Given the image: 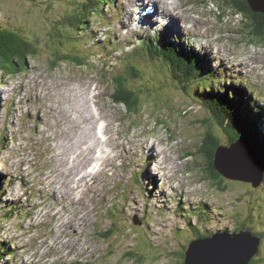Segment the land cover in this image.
Instances as JSON below:
<instances>
[{
  "label": "rangeland",
  "instance_id": "1",
  "mask_svg": "<svg viewBox=\"0 0 264 264\" xmlns=\"http://www.w3.org/2000/svg\"><path fill=\"white\" fill-rule=\"evenodd\" d=\"M80 1L0 0V29L17 27V30L26 32V36H37L39 43L47 42L49 35L53 33L55 43H60L61 39L56 34L59 32L58 28L64 24L61 17L67 12L75 11L73 8ZM160 1L162 0H148L149 4L166 8V4H160ZM202 1L209 6L200 4V0H179L176 13L182 12L177 15L183 19L175 23V28L186 27L188 30L190 19L213 26L214 32L210 35L213 50L208 48L205 51L207 57L212 59L208 63L211 70L218 73L217 69L221 71L228 65L246 64L248 60L249 64H253L256 57L264 58L263 46H248L237 34L243 19L237 17L240 15L231 11L223 14L212 1ZM52 2L55 6L50 9L48 7ZM128 3L129 0H116L111 6L104 4L102 14L98 10L88 19L91 32L83 30L84 26L78 33L71 31L70 34L80 49L87 47L89 43H111L116 54L126 50L130 52V48L125 47L129 43L124 44L128 37L121 34L130 18L127 15ZM116 4L122 6V9L118 6L117 10L112 9ZM159 16H163L162 13ZM157 18L152 17L157 25L156 29L169 31V26H158L161 21ZM199 27L197 26L198 31L188 30V33L195 31L198 36ZM40 32L42 34H38ZM132 35L128 34L129 37ZM173 40L175 41V37ZM258 43L262 42L259 40ZM194 45L200 49L199 40ZM53 48L57 50L61 45H54ZM84 52L93 63L92 68L85 63V66L72 61L63 63L66 59L63 57L65 52L60 50L63 54L61 64L57 53L37 58L30 55L25 61V71L19 74L0 73V188L12 198L0 200V227L3 229L0 230V244L8 247V254L2 264H178L176 256L183 255L187 244L197 236L195 231L189 232L190 228L187 226L184 230H179L175 222H194L196 218H200V236H203L200 238L208 237L206 232L230 233L237 231L239 227L257 234L261 238V249L257 257H264V182L254 189L250 184L226 180L229 182L224 183L227 188H221V185L213 183L215 180L207 179L206 170L200 172L204 165L190 151L200 144V130L203 127L201 120L208 116V109L203 102L202 105L195 104L188 97V91L185 93L177 89L178 86L173 82H168V85L154 84L155 86L142 94L144 103L146 100L151 102L145 103L146 106L139 103L133 110L143 116L135 118L134 111L133 116L129 115L123 105H114L111 102L110 94L119 87L121 81L113 89L110 78L112 69L107 66L109 62L101 63V58L96 59L92 55L94 53ZM121 55L113 56L111 63L115 65L113 67L116 74L125 77L126 67L124 60L120 61ZM162 70L164 69L161 68L160 71ZM260 73L263 75L261 79L264 87V69ZM227 76L232 77V73L227 72ZM141 83L146 84V80L136 81L135 85ZM59 86L64 89L72 87L91 91L92 95L93 91L100 94V115H104L106 123L110 124L103 129L104 139L100 133L102 125L96 124L95 133L104 142L111 133L115 139L112 143H119L108 155L109 164L105 169L101 162L98 163L97 170L102 168L103 173L95 175L93 171H88L89 167H94L91 163L80 168L83 172H92L94 176L87 178L80 189L94 186L96 189L86 192L72 204L69 197L61 200L53 194L56 185L67 181L57 177L58 182L55 183L51 178L52 175H59V169L64 167L68 156L66 153L67 156L57 158L56 154L72 142L74 136L68 135L73 125L69 124L70 119L63 116L62 110L71 107L69 101L75 100L76 95L60 92ZM221 91L224 88L221 87ZM48 93L50 96H47ZM235 94L238 98L240 95L247 96L256 108L259 123L262 125L263 89L260 88L252 94H246L245 90L231 91L232 98ZM218 97L225 96L215 98ZM56 101L66 105L56 107L55 110ZM205 102L208 100L205 99ZM48 103L54 108L53 118L49 113ZM95 105L93 108L96 113L99 110ZM178 106L182 107L183 114L186 113L185 117L177 112ZM59 118V124L65 125L64 128L67 129V136L62 135L57 127L56 119ZM87 125V122L81 121L82 127ZM216 129L212 133L219 136ZM58 145L60 148H57ZM148 145L155 146L160 152L158 159L151 158L146 152L153 150ZM218 150V162L228 173L241 168L242 173L246 174L248 171L245 164L247 166L248 161L255 158L248 147L239 143L228 148L220 147ZM188 153L192 156L184 159L187 163L181 167L178 161ZM93 156L96 159L101 157L98 151ZM172 158L175 161L172 162ZM144 164L148 169L147 180L144 179ZM72 165L70 161V167ZM193 167L195 171L192 170ZM189 169L192 171L190 174L184 173ZM60 170L64 172L63 168ZM65 171L69 172V166ZM78 174L79 171L72 179L76 180ZM141 179H144L142 183L145 190L140 184ZM122 192L127 199L123 198ZM205 200L212 206V209L209 208L211 210H208V203L205 207ZM190 202L194 205L189 206ZM85 204L88 207L83 209ZM7 205L13 208L5 211L4 206ZM197 208H200V213L195 211ZM111 216L114 217V232H120L122 237L103 240L101 233L106 226H111ZM148 247L150 251H147ZM129 253H134V256L126 257Z\"/></svg>",
  "mask_w": 264,
  "mask_h": 264
},
{
  "label": "trees",
  "instance_id": "2",
  "mask_svg": "<svg viewBox=\"0 0 264 264\" xmlns=\"http://www.w3.org/2000/svg\"><path fill=\"white\" fill-rule=\"evenodd\" d=\"M104 1L81 0L77 3L78 5L74 6L73 9H75V11L72 10L67 12L62 17L60 16L64 23L62 25L63 27L60 26V28H58L59 32L56 34L59 35V38L61 39L59 40L60 43H55L56 39L53 33L49 35L47 42L39 43L37 36L34 37L30 34L26 36V32H23L20 29L17 30V27L15 29L2 27L0 29V73L13 74L16 73L17 70L18 73L25 71L27 66L25 61L30 55L32 58H37L41 55L48 56L51 53H57L60 56L59 59L62 60L63 54L60 53V50L65 52V55L63 56L66 57L65 62L72 61L79 64H83V62L85 63V60L80 58V55L76 54L81 49L74 41L73 35H71L70 32H77L79 29L82 30L83 26V30L86 31L87 29L91 32L92 28L88 27V19L93 13L102 8L101 6L103 5ZM109 1L112 4L115 0ZM211 1H214L221 11L223 10V14L224 12L231 11L233 14L241 15L243 18L241 21L242 28L239 26L240 29L238 33L241 36L242 41L248 44H257L258 46L261 45L264 47V17L262 15L252 13L244 0ZM32 2H35V0H32ZM37 4L38 2L35 3V5ZM54 6V3L52 2V5H49L48 8L51 9ZM38 34H42V32ZM259 40L262 43H258ZM63 41H65V43H62ZM145 43L149 44L146 48L148 53L151 52L153 48H155L154 58H151L150 55L141 48L145 45L143 43L140 44L139 51H135L133 55L140 53L142 56H145V59L151 64L152 67L150 68V75L146 74L133 60L128 58V56L131 54H122L120 61L124 60L125 62L124 65L126 69L124 73L127 76L122 77L121 74H116L114 67H112V70L110 71V78L113 87L121 81L119 87L113 91L112 97L114 102L123 103L125 105H133V103L137 101L140 93L142 94L143 92L150 90L151 87L155 86L154 84L168 85V82H173V84L178 86L177 89H181L185 93L188 91V94L190 93L193 96L191 93L192 90L194 91L195 97L197 95L200 96L199 91L194 86V84L197 85V83L200 82V62H196L194 60L192 53H189L187 59L179 60L178 55L173 50L170 51V55L168 56L166 55V51L160 52L158 46L154 45L158 43L156 40L148 39V41ZM54 45H61V48L55 50L53 48ZM110 57L111 55H109V58ZM171 59L175 61L174 64H171ZM161 64H164L165 66H162ZM110 66L113 65L110 64ZM161 68L164 69L162 72L160 71ZM154 71H158V73L156 72L155 74ZM143 80H146V84L141 85V83L139 85H135L136 81L140 82ZM212 95H214L212 92L208 94L210 97ZM224 96V98L218 97L210 99L209 104L207 103L208 105H206V107L208 109V116L201 120V126L203 127L200 126L202 129L200 130V144L196 146L194 150L191 149L190 151L192 155H194L195 159L200 158V164L204 165V169H201L200 172L206 170V172H208L207 179L215 180L216 182L213 183L221 185V188H227V186L225 187L224 183H229L226 181L228 179L218 176L213 170L214 159L220 147L228 148L235 142L242 141L244 144L250 146L253 151L255 150L254 153L258 157L259 163L263 166L262 181L264 182V132L261 130L260 126H258L257 122H255L256 116H252L254 122L251 121L249 115H252V113L250 110L246 109L247 107L244 106L242 101L240 102L238 100L236 101L229 99L226 94ZM227 99H229V101ZM247 113L249 115H247ZM214 128H218L216 130L218 131L219 136H217L215 133H212ZM248 128H250V133ZM189 154L190 153H188V155ZM196 162L198 161L196 160ZM192 170L195 171V168L193 167ZM135 184L138 183L136 182ZM140 184H142V179ZM129 192L132 191L129 190ZM122 196L124 199H127V196H124V193H122ZM1 199H12L9 197L8 193L2 189V187L0 188V200ZM117 200L119 201V199ZM178 207L181 208V206ZM12 208L13 207L10 205L4 206L5 211H9ZM195 211L200 213V208H197ZM6 215L7 214L5 213L4 216ZM112 216L109 219L111 226H106L104 232L101 233L103 240H108L111 237L118 239V237L122 235L120 232H114L115 228L113 229L112 227L114 217ZM196 223L198 226H200V218H196ZM240 228L241 227H239V229ZM232 232H234V230ZM195 233L197 238L203 237L200 236V230L195 231ZM206 233H208L210 236L213 234L212 232ZM226 233L228 232L226 231ZM146 246L147 245H145V247ZM7 251V245L0 244V258L4 256ZM147 251H150L149 247ZM133 254L134 253H129L126 255V257L132 258L134 256ZM176 259L178 264H183V255L180 254V256H176ZM249 264H264V257L254 258Z\"/></svg>",
  "mask_w": 264,
  "mask_h": 264
},
{
  "label": "bare ground",
  "instance_id": "3",
  "mask_svg": "<svg viewBox=\"0 0 264 264\" xmlns=\"http://www.w3.org/2000/svg\"><path fill=\"white\" fill-rule=\"evenodd\" d=\"M161 2L162 3H167L166 10L164 9L163 11H167V12H169L171 14L169 16V25H170V27L176 29L177 31L178 30L180 32L182 31V33H183L182 27H179L178 29L175 28V23L178 22V21L181 22V20L183 18L178 17V15L173 12L174 6H172V5L177 4L179 2V0H162ZM99 4H100V2H99ZM143 5H144V1L143 0H139L138 2H135V3L131 2V4H130L131 9L130 10L133 11L134 13L139 12V10L142 12V8H143L142 6ZM147 19H150L149 15H147ZM144 22L150 24V21L145 20ZM188 24H191V26H188V30H194V25H195V30L198 31L197 26H200V24H198L197 22H193V23L188 22ZM213 32H214L213 28L210 29V28H208V27H206L204 25L202 30H200V38L201 37H205L206 34L211 35V34H213ZM174 34H175V32H174ZM187 34H188V32L185 33L184 38L186 37ZM180 38L182 40H179L178 43H187L186 41L183 42V37L182 36H180ZM201 43H204L203 40L201 41ZM143 44H145V45L143 47H141V48L146 51V48L148 47L149 44L148 43H143ZM154 45L158 46L159 51H161V52L162 51H166V55L167 56L170 55V51H171L170 47L169 48L164 47V46L162 47L158 43H156ZM178 45H180V44H178ZM154 53H155V48H153V50L151 52H149L148 54L150 55L151 58H154ZM58 57L60 58V56H58ZM174 62L175 61L173 59H171V64H174ZM201 63L203 65V67L206 69L207 68V66H206L207 63H206L204 57H202ZM161 65L165 66L164 64H161ZM256 65H257V67L259 69H264V63H259V64H256ZM217 71H219L218 73H221V71L219 69H217ZM230 81H232V80L230 79ZM231 84H232V82H231ZM58 89L62 93L66 92V94H70V95L75 93V95H76L75 100L71 99L69 101V103H70L69 106H71V107L70 108H64L62 110L63 116H65L66 118L70 119L69 120V124L73 125L72 129H71L70 133H68V135L69 134H74V136H73L72 142H70L69 144H66V146L63 149H61V150L58 149L60 151H59V153L56 154L57 158H61V156H64V155H66V153H68L67 154L68 156L66 155L67 158L65 159L64 167H62L64 169V172L62 170H60V169H62V168H60L59 172H58L59 175H57V176L56 175H52L51 178H52V180H54L55 183L58 182V180H56L57 177H61V178L65 179L67 181L66 183L61 182L63 185H61V183H59L60 185L59 184L56 185L58 190H57V188H53V190L55 191L53 194L58 199H61V200H64L66 197H69L70 201H71V204H72V203H76L77 199H80V197H82V195H85L86 192H91L92 190L96 189V186H94L92 188H87V189H84V190L80 189V188H82V185H84L85 182L87 181V178L93 177L92 172H83V171L80 170V168L82 166L92 162L95 165V167H94V169H95L97 167L98 163L101 162V166L105 169V167L109 164L108 155L115 150L114 146L115 147L119 146V143H115V144L112 143L115 139L111 136V133H109L107 135V141L106 142L101 141V139L95 133L96 124L98 126L102 125L100 133L102 134L103 139H104L105 135H104V132H103L104 130L103 129H104V127H107L110 124V123L109 124L106 123L105 120H107V119H106V117L104 115L103 116L100 115V107H99V103H100L99 95L100 94L97 95L93 91V95H92L91 91L86 92V91L79 90V89H73L72 87L64 89L62 86H59ZM112 94H110L111 100H113ZM203 95L206 98V100H208V93H207L206 90L203 91ZM47 96H50L49 93H48ZM217 96H219V89L217 90ZM96 98H97V100H96ZM103 100H105V99H103ZM48 104H49V108H48L49 113H50L51 117L53 118L54 115H55L54 108H52V105L50 103H48ZM63 105H66V104L56 101L55 102V110H56V107H61ZM93 105L98 107L99 112L95 113ZM107 107H108V105H107ZM57 113L59 114V111ZM251 113H252V115H250V117L252 118V116H256L255 117L256 118V122H257L258 126H261V124L259 123V120H258V116L256 115V111L255 112H251ZM97 114H98V116H97ZM110 118H112V117H110ZM60 121H61L60 118L56 119L57 127L60 130V132L62 133V135H66L67 134V129L64 128L65 125H63L61 123L59 124ZM81 121L87 122L88 125L86 127H82L81 126ZM128 128L130 129L131 127H128ZM124 130H127V128L124 129ZM248 131L250 133V128H248ZM62 135H61V138H62ZM63 137H65V136H63ZM71 146L73 148H70ZM148 147L153 148V150H154V151L152 150V152L149 151V150L146 151L149 154V156L151 158L155 157L156 159H158L157 155H160V152L157 151L155 146H153V145H148ZM57 148H60V146L58 145ZM96 151H98L100 153V155H101L100 158L96 159L93 156V153H96ZM252 155H255V154L252 153ZM174 160H172V162ZM70 161L73 163L72 167H70ZM154 164L152 166H154ZM68 166H69V172L65 171V170L68 169ZM180 166L183 167L182 165H180ZM245 167H246L247 170H249V168H248V166H246V164H245ZM77 171H79V174L76 177V180H78V181L72 179V176L75 175L77 173ZM92 171L95 173V175L98 174V173H96L95 170H92ZM252 171L255 174L258 173L257 169H255V168H252ZM82 172H83V174H82ZM103 172H104L103 170H99V173H103ZM71 173H72V175H71ZM166 174H168V173H166ZM175 174H176V172H175ZM149 177L152 179L151 175H149ZM168 178H170V177H168ZM81 182H84V183L81 184ZM53 198L55 199V197H53ZM87 207L88 206L86 204L83 205V209H86ZM208 207H210V205ZM56 214H58V213H56ZM200 239H202V238H200Z\"/></svg>",
  "mask_w": 264,
  "mask_h": 264
},
{
  "label": "water",
  "instance_id": "4",
  "mask_svg": "<svg viewBox=\"0 0 264 264\" xmlns=\"http://www.w3.org/2000/svg\"><path fill=\"white\" fill-rule=\"evenodd\" d=\"M244 1L252 13L264 17V0ZM238 143L245 145L254 153L250 146L242 141L236 142L233 146ZM217 155L218 152L214 159L213 170L218 176L250 184L254 189L262 184L263 166L259 163L257 155H254L255 158L250 159L247 164L249 170L245 167L248 171L246 174L242 173L241 168L233 169L230 173L224 171L221 163L218 162ZM252 168L257 169L256 177L253 175L255 173ZM260 245V236L243 228L233 233H214L209 237L190 242L183 252V264H249L254 258H257L261 249Z\"/></svg>",
  "mask_w": 264,
  "mask_h": 264
},
{
  "label": "clouds",
  "instance_id": "5",
  "mask_svg": "<svg viewBox=\"0 0 264 264\" xmlns=\"http://www.w3.org/2000/svg\"><path fill=\"white\" fill-rule=\"evenodd\" d=\"M236 15H240V14H236ZM241 16V15H240ZM240 16H237V17H239L240 18ZM242 18V17H241ZM210 26V28H213V26L212 25H209ZM240 26V25H239ZM125 44V43H124ZM132 43H129V44H125V47H131L130 45H131ZM160 46H164V47H167V48H169L170 47V50H173V51H175L176 52V54L178 55V59L179 60H182V59H187V56H189V53H192L193 54V56H195L196 55V57H194V60L196 61V62H200V49H197L196 47H194L195 45V43H158ZM178 44H180V45H178ZM90 45V43L88 44V46L87 47H83V49H81V50H79V52H77L76 54L77 55H80L81 57L80 58H82L83 60H85V64H87L88 66H89V68H92L93 67V63L91 62V60H90V57L88 56V55H84V51H87V52H90V51H92L91 52V54L92 53H94V54H92L96 59L98 58V59H100L99 61H101V63H104V61H108L110 64H112L110 61L112 60V58H113V56H115V55H121V54H131V55H129L128 56V58L130 59V60H133L137 65H138V67L139 68H141V70H143L146 74H148V75H150V68H152L151 67V64L150 63H148V61L145 59V56L143 57V58H138L137 57V55H133V53L131 52V50H130V52H128L127 50L126 51H124L123 53H120V54H116V49L113 47V45L111 44V43H91V45ZM139 49H140V46H138V49H137V51H139ZM161 52V51H160ZM109 55H111V57L109 58ZM86 56V57H85ZM100 56V57H99ZM110 60V61H109ZM62 63V60H61V62H60V64ZM63 63H66V62H63ZM85 64H84V62H83V65L85 66ZM110 64H108L107 66H109V68L111 69L113 66H115V65H113V66H110ZM17 74H19L18 73V70H17V72H16ZM8 74V73H7ZM4 75V74H3ZM120 82H118L117 84H119ZM112 84V83H111ZM194 86L197 88V90L199 91V93H200V82L199 83H197V85H195L194 84ZM113 89H114V87H113ZM191 93L193 94V96L189 93L188 94V97L189 98H191V101H194V103L195 104H199L200 105V96H198L197 94V96L195 97V94H194V91H192L191 90ZM143 94V93H142ZM142 94L140 93L139 94V96H138V98H137V101L135 102V103H133V105H125V104H123V103H118V102H114L113 100H111V102H113V103H115V104H119V105H123L125 108H126V110L128 111V112H126L127 114H129V115H134L135 114V118L138 116V117H140V116H143V114L142 113H139L138 114V112H137V110H133L139 103H141V105H145L146 106V104L145 103H149V102H151L150 100H146L145 101V103L143 102V100H142ZM192 98H195L194 100L192 99ZM237 101V100H236ZM153 102V101H152ZM114 104V105H115ZM135 104V105H134ZM178 108L179 109H181V111H179V109H177V112L179 113V115H182V116H184L185 117V114L186 113H182V107H180V106H178ZM191 109H188V111H190ZM133 111H134V114H133ZM182 113V114H181ZM134 118V119H135ZM133 119V118H132ZM197 119V118H196ZM102 135V134H101ZM103 137V136H102ZM236 143V142H235ZM234 143V144H235ZM194 150V149H193ZM188 157H191V155H183L182 156V158L181 159H179V164H181L182 166H185L186 165V161L184 160V159H186V158H188ZM175 159V158H174ZM173 158H172V160H174ZM148 160V159H147ZM175 161V160H174ZM189 162H190V160H189ZM191 163V162H190ZM168 164V163H167ZM91 165H93V163L91 162ZM89 167V166H88ZM196 168L198 169V166H196ZM99 170H103L102 168H100V169H98L97 170V173L99 174ZM143 170H144V174H145V176H144V179L145 180H147V173H148V169H147V167H146V165L144 164L143 165ZM168 170H170V169H167L166 171H168ZM199 170V169H198ZM190 171H191V169H189V170H187V171H185L184 173H187V174H190ZM192 172V171H191ZM185 175V174H184ZM132 178V177H131ZM144 179H142V182L144 183ZM234 182H236V181H234ZM142 183V184H143ZM132 190V189H131ZM130 190V191H131ZM133 191V190H132ZM134 192V191H133ZM123 193V192H122ZM135 194V193H134ZM136 195V194H135ZM146 196V195H145ZM139 198V197H138ZM182 203H186V202H183L182 201ZM188 204V203H187ZM198 204V203H197ZM196 204V205H197ZM179 205H181V204H179ZM189 205V204H188ZM191 205H194V203H191L190 202V205L189 206H191ZM178 207V206H177ZM185 207V206H184ZM188 215V214H187ZM186 215V216H187ZM192 218H195V217H192ZM191 219V218H190ZM133 221V220H132ZM187 223H189V225L187 224ZM175 226H176V228H178L179 230H184V228H185V226H187V227H189L190 228V231L189 232H192V231H198V230H200V226H198L197 225V223H196V220L194 221V222H186V221H181V222H175ZM0 230H3L1 227H0ZM214 234V233H213ZM212 234V235H213ZM194 238V237H193ZM198 239H200V238H194L193 240H191V242L192 241H194V240H198ZM190 243V242H189ZM189 243L187 244V245H189ZM1 244H3V243H1ZM187 247V246H186ZM8 254V251H7V253L4 255V256H2L1 258H0V262H1V264H2V261H4V257L6 256Z\"/></svg>",
  "mask_w": 264,
  "mask_h": 264
}]
</instances>
